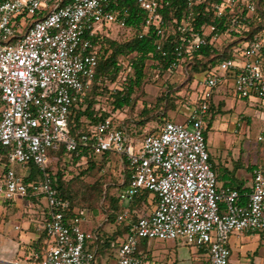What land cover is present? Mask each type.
Masks as SVG:
<instances>
[{
  "label": "built area",
  "instance_id": "obj_1",
  "mask_svg": "<svg viewBox=\"0 0 264 264\" xmlns=\"http://www.w3.org/2000/svg\"><path fill=\"white\" fill-rule=\"evenodd\" d=\"M64 1V3H62ZM127 0H0V146L7 149L8 165L0 162V195L44 197L48 213L43 222L49 237L39 264H95L96 229H84L80 222L88 209L73 207L59 195L50 174L63 146L68 153L91 150L97 157L108 152L129 163V184L120 192L129 202L142 190L157 195L153 209L136 218L126 208L118 220H128L129 229L116 248L113 264H147L137 252L141 239L176 240L181 246H197L208 254V264H231V235L246 237L264 229V164L253 169L249 193L220 185L210 161L204 123L210 100L220 87L232 88L241 97L264 99V31L250 36L256 23L255 0H187L184 32L174 47L171 68L185 72L184 60L199 46L218 43L223 35L238 33L244 41L237 55L226 58L203 78L201 97L191 103L186 118L166 120L155 134L138 145L126 127L102 121L75 136L70 125L73 107L85 103L98 66L99 54L89 35L102 23L126 26L125 12L115 8ZM146 12L144 36L151 25L160 37L166 24L161 9L173 0H135ZM206 3L229 26L220 34L215 24L192 25L193 6ZM43 13L41 18L33 16ZM167 55V51H162ZM229 74V77H228ZM246 121L240 116L235 132ZM259 140L264 138L259 136ZM29 174H19L15 164ZM40 169L39 178L26 179ZM245 196V201L243 197Z\"/></svg>",
  "mask_w": 264,
  "mask_h": 264
},
{
  "label": "trees",
  "instance_id": "obj_2",
  "mask_svg": "<svg viewBox=\"0 0 264 264\" xmlns=\"http://www.w3.org/2000/svg\"><path fill=\"white\" fill-rule=\"evenodd\" d=\"M64 3V1H62ZM256 23L250 27V36L257 32L264 31V0H255ZM206 3L195 4L192 8L193 16L191 23L194 27L199 28L203 25L215 24L218 27L220 34L229 25L228 19H219L215 16L212 9L206 8ZM118 12H127L126 26L117 27L115 25L102 23L92 35H89L95 45V50L99 54L98 66L96 76L90 91L85 96V103L80 107H73L70 113V125L72 133L75 136H80L82 133H89L96 124L105 121L108 118L112 119V126L116 128L126 127L135 142L142 140L149 134L157 133L166 120H171L167 112L169 110H181L182 103L188 101V93L185 96L178 97V100L172 99L169 92L177 91L178 87H171L164 95L158 98L153 105H143L138 113V120L131 125L126 123V118L116 116L118 111L132 109L139 95L143 92V86L146 79V63L148 60L152 61V66L158 73H177L178 70L172 69V62L176 58L174 47L180 43V36L187 31H184L181 26L184 24V16L189 12L190 8L187 6V0H173L170 6L161 9L160 13L164 16L166 24L163 26L165 36L161 41V49L158 48V41L160 37L157 35L155 25H151L144 36H140L145 31L146 12L137 6L135 0H127L115 6ZM43 13L34 15V18H41ZM188 34V32L186 33ZM244 41V37L238 33H231V35H223V38L218 43L209 42L207 45L199 46L190 56L184 60L187 79L192 81L198 73L205 74L207 71L214 69L220 61L226 58H233L237 55L236 48ZM166 50L167 55H163L162 51ZM123 83L110 91L112 99V109H107L100 105L101 96L105 91H108V83H115L118 76L124 72ZM121 76V75H120ZM229 77V74H228ZM179 90V89H178ZM179 92V91H177ZM215 96V95H214ZM213 96V97H214ZM213 97L210 100L208 112L207 128H210L216 119L217 115L222 112L224 101L214 103ZM248 98V97H245ZM158 118L157 125H154L150 131L142 133V128L138 124L145 125L146 122ZM248 121L250 117L246 116ZM130 127V128H128ZM204 134L207 139V133L204 127ZM263 141V140H262ZM111 152L106 156L110 157ZM51 156H57L58 160L56 168L50 170L51 176L54 178V186L57 188L59 195L68 199L71 203L70 214L67 220L71 221L73 218V207H80L88 209L89 212H97V206L102 201V206L105 209L106 218L104 222L97 226V239L94 241L93 247L96 248V256L99 253L112 251L113 248L119 245L121 238L128 232V221L118 220V216L126 208L132 212V217L136 218L137 214H145L153 209L157 202V195L153 194L147 189H142L133 200L124 203L120 197V192L129 184L131 176V168L127 161L122 160L118 155V160L124 165V178L121 183L108 184L103 179H97L93 183H87L85 192L77 196L71 189L70 182L72 180L81 179V175L88 174L95 168L102 167L105 162L100 157L95 156L91 150L84 149L77 153H68L62 146L59 151H50ZM210 161L217 176L218 183L221 181L219 172L216 170V163L213 155L210 153ZM0 162L5 166L8 165L7 149L0 146ZM70 165L84 166L78 173H73V176L67 178V174L72 172ZM33 171L42 175V172L35 165L30 164ZM250 170V165L248 166ZM26 179H31V175H27ZM115 186L117 193L110 191V188ZM226 186V185H223ZM238 189L242 195L250 192V186L243 184L232 185ZM245 201V196L243 197ZM105 222H119L114 229L106 227ZM125 222V223H124ZM40 241L42 245H47L49 237L46 229H44ZM203 249V248H199ZM204 250V249H203Z\"/></svg>",
  "mask_w": 264,
  "mask_h": 264
},
{
  "label": "rangeland",
  "instance_id": "obj_3",
  "mask_svg": "<svg viewBox=\"0 0 264 264\" xmlns=\"http://www.w3.org/2000/svg\"><path fill=\"white\" fill-rule=\"evenodd\" d=\"M146 79L143 86V92L139 95L135 102V106L132 109H125L124 111H118L116 116L120 118H126V123L131 125L138 120V113L142 109L143 105H153L156 103L159 97L164 95L171 87H178L177 91L169 92L172 99L178 100L179 95L185 96L187 93L188 101L193 103L201 97V93L204 90L203 73H198L196 77L189 81L187 75L183 72L177 73H158L152 66V61L148 60L145 67ZM127 71L122 72L115 83H108V91L102 94L100 105L107 109H112V99L110 91L117 87H120L123 83L124 76ZM220 94L213 97L214 103L224 101L222 112H220L214 120L212 126L207 128L208 116L205 119V131L207 133V146L208 151L213 155L216 163V170L219 175L227 173V169L231 171L234 168V164L248 166L250 163H254L257 159V150L264 148V140L260 141L259 136L264 138V99L260 97L245 98L239 96L232 86L230 88L220 87L218 89ZM224 93V94H221ZM190 106L183 105L181 110H169L167 112L168 117L171 120L181 122L183 121L188 112ZM245 115L250 117L248 123H243L240 128V133H235V116ZM158 118L153 117L152 120L146 122L145 125L138 124V127L142 128V133L153 129L154 125H157ZM130 128V127H128ZM128 130V129H127ZM129 132V131H128ZM130 133V132H129ZM132 141L135 142L132 133H130ZM138 145L142 144V140L136 142ZM105 164L100 168L91 170L88 174L81 175V179H75L70 182L72 191L80 197L85 192L86 184L93 183L97 179H103L108 184L121 183L124 178V165L118 160L115 154H111L110 157H100ZM55 162L52 164V168H56ZM84 166L70 165L72 172L67 174V178L73 176V173H78ZM15 170L19 174H29L22 164L16 163ZM236 170L237 176H243V182L246 181L249 173L246 167H238ZM229 172V171H228ZM228 174V173H227ZM34 178H39L36 171L31 173ZM225 178V177H224ZM229 178L228 184L237 185L232 183ZM247 180H250L248 178ZM225 181V179H223ZM110 191L117 193V188L112 186ZM126 204V202H124ZM100 201L97 206V212H90V219H93L94 225H98L105 220V209ZM78 206L83 207L79 204ZM97 219V220H95ZM128 221V220H124ZM106 227L114 229L119 222H105ZM125 223V222H124ZM255 233V234H254ZM252 235H248L242 238V246L234 247L231 260L233 264H264V229L255 231ZM147 240H153L154 255L150 259L148 264H205L206 255L199 251L197 246H179L176 240L167 239H141L140 245H145ZM158 243V244H157ZM161 243V244H159ZM250 249L251 256H248L246 250ZM253 252H257L255 255ZM110 254V253H109ZM99 254L96 257L95 264H98Z\"/></svg>",
  "mask_w": 264,
  "mask_h": 264
},
{
  "label": "crops",
  "instance_id": "obj_4",
  "mask_svg": "<svg viewBox=\"0 0 264 264\" xmlns=\"http://www.w3.org/2000/svg\"><path fill=\"white\" fill-rule=\"evenodd\" d=\"M217 92L218 94H220V91ZM240 116H244V118L246 119L245 122L247 124L248 119L245 115L235 116V122ZM258 164H264V148L257 150V159L254 163L252 162L249 164L250 170L248 169L249 165L244 166L236 163L234 164V168H232L231 171L227 169L228 174L224 173L223 176V174L221 173L219 175L221 177V181L219 182V184L232 186L231 184H228L229 178L231 179L230 181L232 183L243 184L242 179L244 177L242 175L237 176L238 170L236 169L238 167H246L249 174L245 177H247V179L250 178V180L246 179L244 185L247 187L250 186L251 190L253 180V169ZM223 179H225V181H223ZM47 213V201L42 196L23 197L17 195L11 200H5L0 195V264H39L41 258L44 256L47 247V245H42V243L39 242L40 238H42L44 234L43 232L45 228L43 222L45 220V217L47 216ZM94 222L95 221L93 219H90L89 214L88 217L83 218L81 220L80 225L84 229H95L104 221H102L98 225H94ZM122 238L120 240H122ZM242 238L244 237L239 235L230 236L228 244L232 249V254L234 247L242 246ZM153 244V240H147L145 245L143 246L139 244L137 254L143 259H145L147 261V264L154 255L153 253L155 250L152 246ZM178 245L181 246L179 243ZM116 248L117 246L113 248L112 251L99 253V259L97 261L98 264H113L115 262ZM198 250L206 255L207 258L205 264H208L207 251L199 248ZM246 252H248V256H251L250 249L246 250ZM253 253L255 255L257 252ZM231 264H233L232 260Z\"/></svg>",
  "mask_w": 264,
  "mask_h": 264
}]
</instances>
